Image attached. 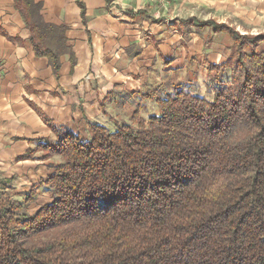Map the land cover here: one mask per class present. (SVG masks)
Segmentation results:
<instances>
[{"label": "trees", "instance_id": "obj_1", "mask_svg": "<svg viewBox=\"0 0 264 264\" xmlns=\"http://www.w3.org/2000/svg\"><path fill=\"white\" fill-rule=\"evenodd\" d=\"M14 1L34 52L58 73L64 28L33 0ZM193 23L232 39L229 84L227 63L212 64L213 100L177 88L155 96L160 116L137 113L136 127L115 132L91 124L86 141L52 126L56 139L38 146L64 162L34 188L53 202L24 212L0 175V264H264V33Z\"/></svg>", "mask_w": 264, "mask_h": 264}, {"label": "crops", "instance_id": "obj_2", "mask_svg": "<svg viewBox=\"0 0 264 264\" xmlns=\"http://www.w3.org/2000/svg\"><path fill=\"white\" fill-rule=\"evenodd\" d=\"M33 1L47 24L64 28L68 53L61 54L56 73L48 57L34 52L15 1L0 0V175L13 180L15 195L51 177V163L59 157L46 162L38 145L56 139L54 126L86 141L93 137L91 124L115 130L114 122L134 107L156 115L147 113L149 92L165 84L162 75H171L187 52L207 47L206 31L188 30L195 19L215 20L244 35L249 33L226 20L264 14V0H171L165 6L154 0H81L83 10L77 0ZM35 202L34 212L53 202L46 186Z\"/></svg>", "mask_w": 264, "mask_h": 264}, {"label": "rangeland", "instance_id": "obj_3", "mask_svg": "<svg viewBox=\"0 0 264 264\" xmlns=\"http://www.w3.org/2000/svg\"><path fill=\"white\" fill-rule=\"evenodd\" d=\"M217 18H219V20L222 21V19H226L227 17H222V18L217 17ZM241 18L242 19L230 17L228 18V20H226V22L227 24L229 23L232 26L236 27L238 30H240L243 33L248 32L249 34L256 35V36L262 32L264 33V14L259 13L257 15H248V16L243 15ZM202 19H209V17L203 15ZM189 26L192 27V28L190 27L188 28V30L192 34L197 31L194 23L193 24L190 23ZM205 31H206L205 32L206 39H205L204 47L206 46L207 47L206 48L199 47L196 50L193 49L190 51V54L189 52H187L188 58L187 56L185 57L182 56L180 61H178L177 63L174 62L177 65L171 67L172 68L170 69L171 75L169 74L165 76L162 75V79L165 80V84L163 83L159 85V87H157L155 90H152L151 92H149V96L151 97V95L154 94V97H151L152 101H150V103L145 102V104L149 107V108L147 107L148 114L153 113V114H156L157 116H160L161 113L159 110V106L156 105L155 103L156 102L155 100H157L155 96L160 95L162 97H166L165 94H168V93L174 94L177 88H182V90L188 91L192 93L193 95H201L202 97H206L209 100H213L214 93H213L212 88L216 83L214 81V77H216L219 71L217 70L211 71L209 68H210V65L212 64L219 66V65L227 63L226 65L228 66V68H227V71L223 74V79H224L225 84H229V82L231 81L230 77H231V72L233 70V65H234L232 39L226 33H216L212 30H205ZM185 40L186 42H188L187 39ZM172 63L173 62H171L169 65L174 64ZM135 110H138V108L134 107L133 111L129 112L131 114L127 118H123L122 121L121 119H119L118 121L114 120L115 121L114 123L117 124L116 126L126 124L129 126H132L133 128L136 127L137 125L136 121L132 120L134 115L137 114ZM138 115H139L138 116L139 119H142L146 122L149 121L150 119V117H148V115L146 114L141 115L140 113H138ZM115 130L114 128H112L109 131L115 132ZM44 150H45V152L43 151L44 154L39 156V158H42L46 156V154H48L46 151L47 149H44ZM55 157H59V159L55 161V163H51L53 162V159ZM45 161L46 162L51 161L50 163L52 167V165L60 164L64 162V159L60 155H55L53 157H49ZM53 173H54V169H53ZM11 187H13V184L11 185ZM39 188L35 189L34 187H32L29 190V192L32 191V189H35L36 197H37V190H39ZM29 192L24 193V194L21 193V194L15 195V193L13 192V189L12 190L9 189L7 194L13 197L16 200V202H18L22 207L25 206L24 212H28L29 214L34 215L38 211L37 210L34 212V205H36V202H33L29 206L26 205V201H27L26 194H28ZM36 197H35V200H36Z\"/></svg>", "mask_w": 264, "mask_h": 264}, {"label": "built area", "instance_id": "obj_4", "mask_svg": "<svg viewBox=\"0 0 264 264\" xmlns=\"http://www.w3.org/2000/svg\"><path fill=\"white\" fill-rule=\"evenodd\" d=\"M154 1L165 6L167 4H170L171 0H154Z\"/></svg>", "mask_w": 264, "mask_h": 264}]
</instances>
